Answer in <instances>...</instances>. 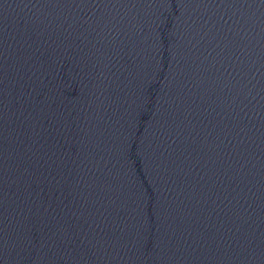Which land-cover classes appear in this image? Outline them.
Here are the masks:
<instances>
[{"label": "water", "instance_id": "95a60500", "mask_svg": "<svg viewBox=\"0 0 264 264\" xmlns=\"http://www.w3.org/2000/svg\"><path fill=\"white\" fill-rule=\"evenodd\" d=\"M0 264H264V0H0Z\"/></svg>", "mask_w": 264, "mask_h": 264}]
</instances>
